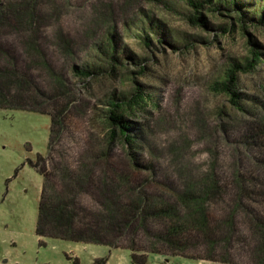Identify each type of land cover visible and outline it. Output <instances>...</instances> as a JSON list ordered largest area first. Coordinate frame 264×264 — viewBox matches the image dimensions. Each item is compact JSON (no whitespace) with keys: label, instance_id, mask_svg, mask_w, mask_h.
Masks as SVG:
<instances>
[{"label":"rangeland","instance_id":"rangeland-1","mask_svg":"<svg viewBox=\"0 0 264 264\" xmlns=\"http://www.w3.org/2000/svg\"><path fill=\"white\" fill-rule=\"evenodd\" d=\"M187 2L0 0V102L10 92L15 94L7 99L12 106L26 105L9 82L11 62H17L45 95L31 103L35 109L64 107L63 126L51 138L48 114L0 107V264H94L102 258L105 264H132L127 246L135 240L150 250L163 223L151 218L147 224L153 235L143 230L134 235L124 228L115 201L131 202L140 193L147 202L173 208L167 223H188L179 199L185 190L198 188L213 169L229 180L237 168L253 163L244 129L264 110V62L238 74L243 113L212 84L228 65L250 57V49L264 57V24L245 22L241 28L235 11L204 8V25H195L188 20L193 8ZM113 33L124 65L111 74L77 76L73 66L102 64L99 47ZM140 65L145 66L141 74ZM137 85L152 93L158 106L130 117L139 128L134 167L119 139L107 146L104 117L109 98L125 99ZM40 168L49 174L47 193L61 203L45 227L51 236L36 233L44 184ZM89 173L88 180L75 178ZM122 175L125 181L118 178ZM236 207L233 194L205 202L217 242L212 255L225 257L227 248L233 264H252L248 250L257 236L248 213ZM233 212L236 233L228 245L222 240L223 223ZM183 234L190 237L185 253L206 258L209 245L201 233ZM59 237H95L105 244ZM210 261L147 253V264Z\"/></svg>","mask_w":264,"mask_h":264},{"label":"trees","instance_id":"trees-1","mask_svg":"<svg viewBox=\"0 0 264 264\" xmlns=\"http://www.w3.org/2000/svg\"><path fill=\"white\" fill-rule=\"evenodd\" d=\"M187 4L193 8V13L188 17V20L195 25H204L205 19L202 15V9L204 8L208 10L211 9L217 13L235 11V19L241 28L245 27V22L264 24V0H188ZM251 11L252 14L250 13ZM1 13L2 9L0 8V15ZM223 32H226V30L223 29ZM144 42L148 45L150 42L149 38L144 37ZM99 50L104 57L102 64L91 67L73 66V72L81 78H88L105 72L111 74L118 70V66L124 65L117 55V38L115 33L110 34L106 38L105 46L99 47ZM263 62L264 57L262 53L256 48L250 49V57L246 58L242 63L234 62L228 65L222 79L212 84V90L225 94L236 111L241 113L245 112L246 107L242 103V98L238 91V74L240 72L251 71L256 65ZM103 64L105 67H103ZM11 69L9 82L17 86L25 99L26 105L18 104L12 106L7 99H14L15 94L8 92L6 99H4L6 101L0 102V107H14L48 114L50 116L51 138V136L63 126L64 107L62 108L61 105L57 107V105H55L50 111L35 109L33 105L37 104V100H39L41 96L45 97V95H43L44 93L35 85L33 75L29 70L22 69L17 62H11ZM144 70L145 66L140 65L139 73H143ZM31 103H33V105ZM107 104L108 109L104 117L105 125L108 128V134L106 136L107 146H110L115 139H119L122 144L126 145L130 160L133 166L136 167L138 164L135 160L137 153V147L135 145L138 144L139 137L136 134L139 128L136 127L135 122L132 121L130 117H139L141 112L145 111L148 107L153 108L158 105L154 102L152 93L146 92L141 85L135 86L131 95L127 98L117 99L111 97L107 101ZM258 118L254 122H249L244 129L245 144L247 146L250 145L254 150L252 155L253 163L249 162L248 168H237L229 180H226V178L224 179L216 169H213L205 178L204 183L199 186L200 189L194 186L193 188H188L180 195L179 199L187 209L188 223H167L166 217L172 213L173 208L147 202L146 198L140 193H136V198L131 202L121 204L115 201V211L118 212L117 214L120 216L124 228L128 230L131 229L130 232L134 235L140 230H143L149 235H153L147 224V220H151V218L163 223V230L155 235L157 243H154V247L150 250L144 251L142 248H139L135 244V240H132L129 246H127L131 251L130 258L132 264H147L148 252L152 254L166 253L171 256H182L195 260H217L223 263L233 264L229 253L230 250L227 248H224L225 257L218 259L213 258L212 253L214 252L217 242L210 233L207 216L204 210V204L209 198L223 194H233L237 206L236 208H242L248 213V216H250V224L255 230L257 240L254 245L250 247V250H247L249 251L252 264H264V110L261 111V115ZM40 158L41 157L38 156L37 162L38 160H42ZM37 162L34 164L35 168L38 166ZM38 172L43 176L44 184L42 185L39 201L36 233L39 236H47L49 234L45 231V227L53 220V215L59 210L61 203L54 195L47 193V184L45 185V181L47 182L49 174L45 173L43 168H40ZM80 176L81 175L76 176L75 178L77 180L90 179V173L88 176ZM118 178H121V181L127 179L125 175L119 176ZM253 204H258L261 206L262 210H256L252 206ZM234 215L235 212L230 213L228 219L223 223L224 231L222 240L224 242H229L227 243L228 245L236 233ZM191 230H196L199 234L201 233V238L209 245V254L206 258L185 253L188 247L186 246V244H188L186 238L190 239V237L188 235L185 237L183 233ZM92 236H95V234ZM63 239L103 243L102 241H95V237H91L87 240L67 237ZM105 262L106 259L102 258L96 260L94 264H105Z\"/></svg>","mask_w":264,"mask_h":264},{"label":"crops","instance_id":"crops-1","mask_svg":"<svg viewBox=\"0 0 264 264\" xmlns=\"http://www.w3.org/2000/svg\"><path fill=\"white\" fill-rule=\"evenodd\" d=\"M209 264H227V263H223V262H219V261H210Z\"/></svg>","mask_w":264,"mask_h":264}]
</instances>
